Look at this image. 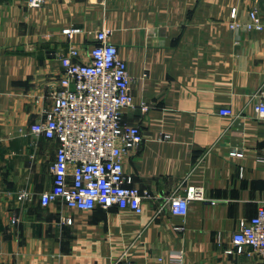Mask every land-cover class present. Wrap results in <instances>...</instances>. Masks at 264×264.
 Segmentation results:
<instances>
[{"label": "crops", "instance_id": "0c3cea01", "mask_svg": "<svg viewBox=\"0 0 264 264\" xmlns=\"http://www.w3.org/2000/svg\"><path fill=\"white\" fill-rule=\"evenodd\" d=\"M254 5L264 23V0H0V264H114L126 250L136 264L259 263L228 252L239 220L264 199V119L255 111L264 99V26L245 27ZM234 6L244 26L232 30ZM103 27L132 76L123 121L143 140L123 163L147 194L141 212L41 203L59 142L31 127L55 102L60 57L75 46L89 62ZM192 185L206 199L173 214L168 198Z\"/></svg>", "mask_w": 264, "mask_h": 264}, {"label": "built area", "instance_id": "2783aa9c", "mask_svg": "<svg viewBox=\"0 0 264 264\" xmlns=\"http://www.w3.org/2000/svg\"><path fill=\"white\" fill-rule=\"evenodd\" d=\"M28 2L31 7H40L45 0ZM230 16L232 30L244 26L237 6L232 7ZM263 26L259 7L254 5L245 27L261 30ZM76 31L78 29H66L65 32L71 35ZM110 32L106 27L95 32L89 62L78 60L81 51L75 46L60 57L63 77L54 95L55 102L44 111L45 118L31 127L35 135L59 142L51 165L53 185L41 194L44 206L61 200L68 207L82 211L96 207H129L136 212L143 209V197L147 194L131 184L132 179L125 174L123 163L125 155L142 142L143 134L139 127L123 121L125 108L134 104L130 91L132 76L118 47L108 39ZM143 107L147 108L146 104ZM255 111L264 119V99L255 105ZM221 113L233 115L229 109ZM169 138L167 133L160 137ZM231 154L242 153L232 151ZM258 161L264 162V155H260ZM26 196L27 192L21 191L18 198ZM194 199H206L203 186H188L184 195L172 194L168 198L169 208L173 214L185 216L188 203ZM211 202L215 204L217 200ZM67 221L72 222V219ZM231 243L228 252L255 256L258 264H264V199L253 217L239 220ZM182 257V254L171 255L172 259ZM114 264L136 263L126 250Z\"/></svg>", "mask_w": 264, "mask_h": 264}]
</instances>
